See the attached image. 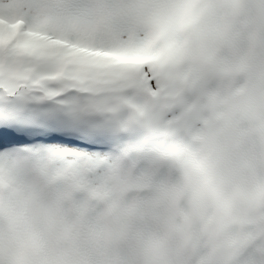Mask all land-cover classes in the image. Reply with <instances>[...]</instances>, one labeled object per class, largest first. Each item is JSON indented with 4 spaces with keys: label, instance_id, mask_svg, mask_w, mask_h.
I'll list each match as a JSON object with an SVG mask.
<instances>
[{
    "label": "clouds",
    "instance_id": "1",
    "mask_svg": "<svg viewBox=\"0 0 264 264\" xmlns=\"http://www.w3.org/2000/svg\"><path fill=\"white\" fill-rule=\"evenodd\" d=\"M218 8L224 41L217 54L233 62L237 48L229 40L242 45L240 71L224 73L235 83L260 63L264 0H219ZM181 63L192 77L213 74L191 52ZM230 142L222 169L212 147L190 134L158 143L161 151L151 156L128 146L98 167L48 158L46 171L23 169V186L0 185V264H264V115L258 108L245 109ZM58 168L63 172L54 178Z\"/></svg>",
    "mask_w": 264,
    "mask_h": 264
},
{
    "label": "snow or ice",
    "instance_id": "2",
    "mask_svg": "<svg viewBox=\"0 0 264 264\" xmlns=\"http://www.w3.org/2000/svg\"><path fill=\"white\" fill-rule=\"evenodd\" d=\"M218 3L219 0H173L165 25L168 44L155 55L175 61L191 52L207 61L213 68V74L210 77L196 75L188 80L191 100H179L170 110L171 119L149 118L147 123L157 134L161 129L173 137L190 134L193 140L210 145L214 151V162L222 169L230 161V137L245 109L252 105L264 115V50L260 53V63L246 77L239 78L235 83L225 78L226 71H240L243 52L240 42L231 38L230 46L237 48L236 60L226 62L217 54L224 41ZM14 15L11 12L0 15V25L6 31L15 33L12 39L0 43V50L19 52L22 49L18 41L41 37L55 44L100 55H118L127 51L123 42L126 25L114 23L109 40L89 42L70 30L53 35L40 27L30 26L23 18H12ZM144 86L151 91L157 87L150 77ZM241 93L245 94L244 97ZM83 103L84 96L79 94L78 89L45 96V91L27 86L14 88L0 84V185L15 189L25 184L20 166L25 157L21 154H31L42 171H46L42 160L49 154L59 161L83 159L92 167H98L107 158L104 155L106 150L117 144L120 138L92 123L74 121L71 116ZM130 146L143 151L146 156L161 151L158 144ZM177 148L186 150L179 143ZM62 172L63 169L58 168L52 176L58 178ZM73 177L78 178V169H74Z\"/></svg>",
    "mask_w": 264,
    "mask_h": 264
},
{
    "label": "rangeland",
    "instance_id": "3",
    "mask_svg": "<svg viewBox=\"0 0 264 264\" xmlns=\"http://www.w3.org/2000/svg\"><path fill=\"white\" fill-rule=\"evenodd\" d=\"M172 3L173 0H0V15L24 14L29 17L30 26L53 35L70 30L89 42L107 41L112 24L126 25L123 42L130 50L128 56L112 59L109 55L84 53V50L33 37L18 41L22 49L18 55L24 54L28 61L25 64L14 60L7 63L17 52L0 50V84L14 88L27 86L45 91V96L78 89L84 103L73 118L118 136L119 142L112 146L118 150L145 142L180 140L185 134L173 137L163 129L157 134L147 123L149 118L171 119L170 110L178 101L164 106L157 87L151 91L144 86L149 77L156 81L157 75H161L162 83H172V79L181 81L180 75H189V80L192 77L181 59L172 65L174 60L155 55L168 44L165 25ZM14 36L15 33L0 25V43ZM39 61L49 66L44 73L38 70ZM49 85L55 87L49 88ZM181 99L191 100L189 86ZM109 154L106 151L104 155ZM21 155L25 157L20 161L22 171L36 165L31 154ZM48 158L56 159L54 155H46L42 160L44 165Z\"/></svg>",
    "mask_w": 264,
    "mask_h": 264
},
{
    "label": "water",
    "instance_id": "4",
    "mask_svg": "<svg viewBox=\"0 0 264 264\" xmlns=\"http://www.w3.org/2000/svg\"><path fill=\"white\" fill-rule=\"evenodd\" d=\"M187 86V77L183 78L182 82L175 89H168L167 85H159V95L164 100L165 104L170 101L175 102L181 97V94L186 90Z\"/></svg>",
    "mask_w": 264,
    "mask_h": 264
},
{
    "label": "bare ground",
    "instance_id": "5",
    "mask_svg": "<svg viewBox=\"0 0 264 264\" xmlns=\"http://www.w3.org/2000/svg\"><path fill=\"white\" fill-rule=\"evenodd\" d=\"M28 24H29V22H28ZM82 51V50H81ZM169 63V62H168ZM166 64H167V62H166ZM174 64H177V62H173V64L172 65H174ZM178 65H180V63L178 64ZM167 66V65H166ZM38 67V70H39V72L40 73H44V71H45V68H49V66L47 65V63L45 62V61H39V65L37 66ZM168 68V67H167ZM175 68V67H174ZM38 72V73H39ZM46 73V72H45ZM42 76V75H41ZM47 80V79H46ZM46 80H45V82H46ZM82 108V107H81ZM78 112H80V110L77 108L76 110H75V112L72 114V116H71V118L74 120V121H76L75 120V118H73L74 117V115H76V113H78Z\"/></svg>",
    "mask_w": 264,
    "mask_h": 264
},
{
    "label": "flooded vegetation",
    "instance_id": "6",
    "mask_svg": "<svg viewBox=\"0 0 264 264\" xmlns=\"http://www.w3.org/2000/svg\"><path fill=\"white\" fill-rule=\"evenodd\" d=\"M172 82L174 83V82H177V80L176 81H174L173 79H172Z\"/></svg>",
    "mask_w": 264,
    "mask_h": 264
}]
</instances>
